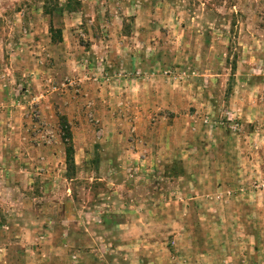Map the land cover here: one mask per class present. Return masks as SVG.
I'll use <instances>...</instances> for the list:
<instances>
[{
    "label": "rangeland",
    "instance_id": "374dc122",
    "mask_svg": "<svg viewBox=\"0 0 264 264\" xmlns=\"http://www.w3.org/2000/svg\"><path fill=\"white\" fill-rule=\"evenodd\" d=\"M68 1L0 0V75L15 70L5 81L0 76V166L5 169L0 174L7 193L0 198V237L9 232L3 228L9 225L5 216L20 212L14 188L21 184L28 197L25 211L43 202L33 196L66 206L71 217L66 252L43 248L48 246L39 240L30 250L0 251V264H6L3 258L8 264H264V0H72L73 11L45 14V4L53 9ZM139 11L152 21L144 22L151 48L143 50L158 52L161 75L171 88L166 98L171 96L174 105L155 112L162 118L127 111L125 122L98 121L87 102L78 101L79 91L67 86L69 75L62 77L60 71L67 58L76 60L69 67L73 72L80 68L77 60H88L92 39L102 30L118 38L109 44L113 51L130 52L131 41L120 38L132 34ZM49 22L61 30V43H48ZM10 40L19 53L13 61L2 51L3 44L12 46ZM88 63L85 70L98 68L97 62ZM41 77L47 85L38 84ZM49 77L57 84H49ZM117 118L124 121L121 113ZM65 122L73 134L74 172L66 165ZM128 147L139 154L126 161ZM21 148L53 150L56 178L44 179L49 174L38 171L42 175L32 187L20 182L14 168L30 158ZM123 162L132 165L119 168L121 185L140 176L139 184L159 186L154 199L169 220L165 227L175 233L166 231L160 245L146 235L138 243L135 239L136 246L113 253L92 246L78 257L77 239L89 234L85 226L97 233L110 227L100 219L83 225L81 202L107 195L106 184L97 179L110 177L109 168ZM49 181L53 185L45 188ZM146 186L149 200L151 187ZM149 209H141L147 220L135 222L151 225Z\"/></svg>",
    "mask_w": 264,
    "mask_h": 264
},
{
    "label": "crops",
    "instance_id": "0c3cea01",
    "mask_svg": "<svg viewBox=\"0 0 264 264\" xmlns=\"http://www.w3.org/2000/svg\"><path fill=\"white\" fill-rule=\"evenodd\" d=\"M140 7H142V5H140ZM118 18L119 17L117 16V19ZM134 22L135 24H133L132 34L130 36L123 35L120 38L122 41L128 40V43L131 41L132 46L130 48V52L123 51L118 54L113 51V48L109 44H113L116 41L115 38L117 37L112 35L104 36L102 34L106 30H102V34H98V36L93 37L92 39L91 47L93 52L87 53L89 54L87 58L88 60L85 62L77 60L80 63H77L80 68L73 72L74 70H71L69 67L76 60H70L67 58L65 63L66 66H63V70L60 71L62 77L64 74L69 75L66 77V81L68 82L67 86L73 87V90L76 88L77 92L79 91L81 99H78V101L80 103L81 100H83V102L85 101V103L87 102L88 111H91L90 115L96 117L98 121L107 120L109 123L119 121L125 122L127 121V111L133 115H144V117L148 119H151L153 116L162 118L159 117V113L156 114L155 112H159L160 107H164L166 104L174 105L171 104L174 103L171 99V96L166 98L165 91H170L171 88L167 84L165 77L161 75L162 68L160 65V60L157 58L158 52L152 55L150 54V51L145 53L143 50L144 47L148 49L151 48V40H147L148 33L146 32L148 31L143 30L149 28V25L147 23L144 24V22L152 21L144 17V15H142L139 11V17H136ZM50 23L51 22H49V25ZM120 23L121 25L123 24L122 22ZM37 34L39 33L36 31L35 35ZM35 37L37 40V36ZM39 38H44V36H39ZM10 41L11 44L13 43L12 46L3 44L2 51L3 54L5 52L7 55L10 54L8 60L13 61L14 59L16 60L15 57L18 56L19 53L15 50V43L12 42V40ZM47 41L50 43L51 39L48 38ZM123 44H125V42H123ZM136 44H139L142 47L141 50L143 51L136 50ZM124 46L125 45H123V48ZM128 46L129 45H127L126 48ZM155 49L156 47L153 49L154 52L157 51ZM40 54L41 53L38 55ZM91 54L92 57L89 58ZM65 59L66 58L63 57V60ZM90 59H92V61ZM94 61L98 64V68L95 70L96 72L90 67L85 70L86 63L90 62L88 64L92 66V62ZM121 64H123V66H121ZM12 71L14 73L15 70ZM12 71L9 69L7 70L8 74H1L0 76H4L5 81V77H13ZM44 73L47 72L44 71ZM60 73H56V77H58ZM31 75L36 76V73L34 72ZM18 76H16V80L19 81L20 78ZM45 79V77H41V82L38 84L47 85L43 83ZM4 81L2 80V77H0V82ZM56 81L57 80L54 78L51 79L49 77L48 79L49 84L50 82L57 84ZM34 83L37 84V81ZM62 85L65 86L66 83H62ZM2 86L6 89L8 87L6 84H3ZM55 89L56 86H53V90ZM82 105L84 104L79 105V107H82ZM142 105L146 107L144 108ZM0 107H3L1 100ZM137 107H139L142 112L136 111L135 109ZM118 113H121L124 121L122 118H117L116 120L114 119V116H116ZM146 136L148 137V135ZM149 137H153V135L149 134ZM1 151L2 150H0V155H2ZM24 153H27L30 158L26 160V164H21L14 168V172L17 173L18 180L20 182L25 181V183H29V186L32 187L31 185L34 183V181H37V176L42 175L38 171H43V175L49 174L48 177L43 176L45 177L44 179H48L49 177L56 178V174L54 173L56 166L53 150L42 152L40 150L31 148L25 149ZM125 153L127 155V159L125 158L126 161H128V157L139 154L134 152V148L132 147H128V149L125 150ZM162 153V151L159 152L160 155H162ZM64 155L65 154L63 153V165L65 161ZM41 157L43 161H47L40 162ZM30 160L34 162H30ZM129 163L123 162V164H116V166L113 168H109V173L111 174L110 177H101L97 179L98 181L106 184L108 189L107 195H104V197L101 196L102 198H98L97 196L92 198L90 197V199L83 200L81 202L82 209H80L79 212L81 216L80 222H83V225L84 223L88 224L92 221H96V219H100L101 221L108 220L110 227L104 226L101 232L97 233L90 232V230H88V228L85 226V231L89 232V234L87 235L83 233L79 236L80 238L78 237L77 239V244L79 245L77 248L78 252H80L78 257L81 256V252H85L87 248L92 246L100 245L101 248H105V250L111 253L115 252L114 250L117 248L119 249L123 246H136L135 239H138L136 242L138 243L141 237L146 238V235H148L149 238L155 237L156 244L160 245L166 234L175 233V231H169L167 226L165 227V223L169 222V220L165 222V212L158 209L157 202L154 199V197H158L160 195L158 191L159 186L155 185L154 182H150V184H139L138 181L140 176L133 178V182L128 180L129 182L126 184L127 186L121 185L122 183L120 182L121 175L119 174V168L123 169L128 166L130 167L132 162ZM43 165L44 168H41ZM4 170L5 169L3 168L2 171V167L0 166V172H5ZM5 183L6 179L0 174L1 189L4 187ZM52 185L53 183L51 181H49V183L45 182V188L48 186L51 187ZM146 185L151 187L149 200L146 198L144 191L145 187H147ZM22 188L23 184H21V188L20 186L14 188V191L17 190L19 192L16 195L19 196L17 203L20 208V212L17 214H10V216H5V218L8 219L9 225H4L3 228L6 229L5 231L9 232H2L4 233L3 238H5L2 239V236L0 237V244L2 245L0 246V251L8 252L17 246L22 247V249L30 250L33 248V244L36 241L43 240L45 245L48 246L43 248H50L51 250L58 249L63 253L66 252L65 249L68 248V243L70 241L69 229L66 227H69V218H71L67 207L61 206V204L57 205L56 203L49 201L48 198L35 199L31 194L32 200H43V202H41L40 206L31 204V210L27 212L24 209H26L25 204L27 203L25 201H27L26 199L28 197H26L27 194L24 193V188ZM1 189L0 198H4L7 193L4 192L5 188H3V192ZM8 190L12 191L10 189ZM114 195L115 197L113 198ZM119 198L123 199V201H120ZM151 201L156 203L152 204ZM122 208H124L123 211L121 210ZM147 208H150L148 213L153 216L152 220H154V222L151 225H140L138 222H135V220H147L148 215L141 211V209L146 210ZM132 209H135L136 214L139 213V215H136L135 211ZM115 210H118V212H115ZM1 219L2 215H0V220ZM11 219H13V224L9 223ZM44 221H47L45 222L47 223L45 226L42 225ZM59 224L60 226H58ZM166 231H168V233H166ZM17 239H21V241ZM145 240L147 242L149 241V239ZM35 249L36 248H34V250ZM3 259L6 260V264L9 263L6 258ZM35 261H38L37 257L35 258Z\"/></svg>",
    "mask_w": 264,
    "mask_h": 264
},
{
    "label": "trees",
    "instance_id": "16d2710c",
    "mask_svg": "<svg viewBox=\"0 0 264 264\" xmlns=\"http://www.w3.org/2000/svg\"><path fill=\"white\" fill-rule=\"evenodd\" d=\"M72 0H69L65 5H58L56 8L48 9L47 4L44 6V12L47 15L54 16L56 14L63 15V12L65 10L67 11H73L71 7ZM50 34H51V40L52 43H61L63 41L62 38V32L60 29H56L53 25V22L50 23ZM58 35L59 37L57 38ZM66 129V135L64 137V141L66 144V165L68 172L75 171L76 170V163H75V146H74V140H73V134L69 128V124L65 122V128Z\"/></svg>",
    "mask_w": 264,
    "mask_h": 264
}]
</instances>
